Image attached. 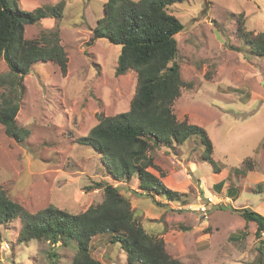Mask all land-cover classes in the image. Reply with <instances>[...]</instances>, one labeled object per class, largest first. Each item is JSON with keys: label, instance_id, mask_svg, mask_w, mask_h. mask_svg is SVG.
Returning a JSON list of instances; mask_svg holds the SVG:
<instances>
[{"label": "rangeland", "instance_id": "1", "mask_svg": "<svg viewBox=\"0 0 264 264\" xmlns=\"http://www.w3.org/2000/svg\"><path fill=\"white\" fill-rule=\"evenodd\" d=\"M59 1L65 4L62 15L27 24L25 37L59 29L68 70L62 74L54 61L40 60L25 76L17 122L31 134L19 142L0 122V185L29 211L54 204L79 213L103 200L97 182L113 183L145 229L163 238L183 264H259L264 233L259 239L256 222L246 226L232 207L264 215V55L239 30L241 25L252 38L264 32V0H180L169 8L184 24L176 39L186 86L174 111L208 131L220 168L202 158L200 136L155 147L159 170H151H161L165 183L182 193L174 201L140 194L135 177L115 179L98 151L77 142L100 113L129 110L137 72L116 74L121 45L106 38L88 43L107 0H18L26 10ZM7 70L1 59L0 73ZM21 225L19 219L0 224V264H52L50 251L57 264H72L75 239L69 245L20 241ZM91 251L105 264H129L110 234L95 236Z\"/></svg>", "mask_w": 264, "mask_h": 264}, {"label": "trees", "instance_id": "2", "mask_svg": "<svg viewBox=\"0 0 264 264\" xmlns=\"http://www.w3.org/2000/svg\"><path fill=\"white\" fill-rule=\"evenodd\" d=\"M180 0H107L104 15L98 19L88 41L99 38L121 45L116 74L129 70L137 72V85L130 108L115 115H98V123L77 142L90 145L103 157L109 173L119 181L138 180L139 193L156 201L159 194L170 201L182 193L169 187L163 173L157 169L151 151L155 147L183 144L192 136H200L204 145L202 158L210 161L215 170L220 168L214 159V143L208 131L185 117L178 119L174 102L180 97L186 83L182 77L176 34L184 24L169 11ZM64 1L39 6L34 10L20 7L18 0H0V60L8 70L0 73V122L9 136L23 141L31 134L29 128L17 122L25 94L24 78L34 63L52 60L62 74L68 70V55L61 43L59 29L44 31L40 37H25L27 24L45 17L61 16ZM242 38L258 53L264 55V32L255 38L239 25ZM253 168V167H251ZM104 198L86 210L72 213L50 204L35 212L11 198L0 185V224L20 220L19 240H49L53 245L63 241H77L72 264H105L94 257L91 241L99 234H110L112 243L120 244L129 264H183L166 249L163 238L148 232L137 219L131 201L120 187L109 182H97ZM138 192V191H136ZM232 210L249 222H256V236L264 233V215L251 208ZM183 228H186L182 225ZM247 234V232H245ZM264 239H261V257L264 264ZM52 264H57L56 253L50 251Z\"/></svg>", "mask_w": 264, "mask_h": 264}, {"label": "built area", "instance_id": "3", "mask_svg": "<svg viewBox=\"0 0 264 264\" xmlns=\"http://www.w3.org/2000/svg\"><path fill=\"white\" fill-rule=\"evenodd\" d=\"M210 200H212V198ZM113 264H116V263H113Z\"/></svg>", "mask_w": 264, "mask_h": 264}, {"label": "crops", "instance_id": "4", "mask_svg": "<svg viewBox=\"0 0 264 264\" xmlns=\"http://www.w3.org/2000/svg\"><path fill=\"white\" fill-rule=\"evenodd\" d=\"M165 182V181H164Z\"/></svg>", "mask_w": 264, "mask_h": 264}]
</instances>
